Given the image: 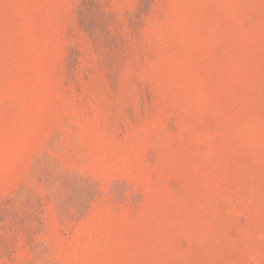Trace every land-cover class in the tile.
<instances>
[{
    "label": "rangeland",
    "instance_id": "rangeland-1",
    "mask_svg": "<svg viewBox=\"0 0 264 264\" xmlns=\"http://www.w3.org/2000/svg\"><path fill=\"white\" fill-rule=\"evenodd\" d=\"M0 264H264V0H0Z\"/></svg>",
    "mask_w": 264,
    "mask_h": 264
}]
</instances>
